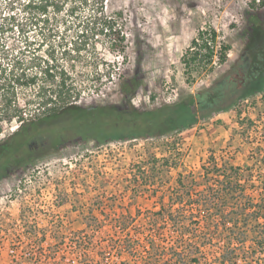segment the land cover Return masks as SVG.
<instances>
[{"label": "rangeland", "instance_id": "obj_1", "mask_svg": "<svg viewBox=\"0 0 264 264\" xmlns=\"http://www.w3.org/2000/svg\"><path fill=\"white\" fill-rule=\"evenodd\" d=\"M251 1L104 0L106 14H122L118 25L125 37V50L122 55L108 53L107 45L99 37L96 56L102 60H98L96 66L91 61L83 63V59L74 62L75 72L71 73L80 93L77 104L83 107L93 104L131 105L139 109L171 106L177 120L171 123L167 118V128L174 125L173 129L181 128L182 132L157 137H180L184 141L182 148L169 150L180 159L177 167L161 168L160 174L153 176L154 183L133 185L131 180L136 166L131 165L145 154L142 142H111L96 147L92 140L76 137L72 123L60 120L55 125L46 126L39 122L27 128L36 136L35 141L44 143L46 153L26 166L10 162L1 173L0 198H15L23 204L36 198L62 199L67 204L63 213L77 217V224L82 219L86 231H97L100 238L109 236L115 249L124 241L128 250L120 254L122 258L117 261L169 264L158 261L147 242L170 241L175 237L173 231L152 230L145 224L160 218L156 214L160 205L169 206L170 192L177 187L179 175L183 182L189 181L191 174L198 175L199 159L205 147L212 149L220 160L223 148L231 141V151L235 155L232 162L237 166L245 165L253 150L251 147H264V91L228 111L212 112L205 117L199 112L196 125L183 128L184 122L193 120L188 108L190 96L221 79L232 68H239L245 51L246 13L251 12L248 6ZM93 2L89 0L79 6L74 15L68 11L72 5L68 2L60 14L49 10L46 22L40 19L31 23L30 15L23 13L18 3L10 11L6 8L8 0H0V13L3 16L13 13L19 21L18 29L6 25L0 32V83L11 79L8 69L14 62L31 72L35 71L33 65L40 59H49L50 54L68 69L62 51L72 50L79 39L90 46L91 42L81 38L79 31L87 27L86 19L95 7ZM257 13L264 21V9ZM207 28L215 29L218 40L230 46L227 62L216 65L208 74L195 76L188 84L181 56L198 30ZM256 42L258 45L259 40ZM81 55L89 54L83 52ZM107 68L110 69L109 76L105 72ZM95 71L101 77L99 80L92 76ZM250 71L258 77L254 89L260 87L264 82V54L256 56ZM131 78L137 81L138 87L135 92L126 94L121 84L124 79ZM33 94V88L17 90L20 108L25 107V102L31 100ZM4 125L6 129L0 133V142L5 141L19 123L15 119L4 120ZM242 139L245 142H241ZM166 149H157V157H169Z\"/></svg>", "mask_w": 264, "mask_h": 264}, {"label": "trees", "instance_id": "obj_2", "mask_svg": "<svg viewBox=\"0 0 264 264\" xmlns=\"http://www.w3.org/2000/svg\"><path fill=\"white\" fill-rule=\"evenodd\" d=\"M88 1L8 0L10 7L6 8L12 11L18 3L22 6L21 11L30 15L31 23H37L40 19L47 21L49 10L60 14L68 2L72 3L68 11L74 15L79 6ZM93 1L95 7L94 10L91 8L92 14L86 19L87 27L79 31L81 38L91 42L90 46L79 39L72 50L62 51L68 69L50 54L49 59H40L33 65L35 71L31 72L14 62L8 69L11 79L0 83V133L6 129L4 120L15 119L19 123L17 129L0 142V175L10 162L22 166L30 164L28 158L32 154L27 149V137L29 134L32 137L33 133L28 132V126L39 122L51 126L60 120L72 123L76 137L92 140L96 147L111 142H142L145 154L131 165L136 166L131 180L133 185L154 183L153 176H158L161 168L177 167L180 159L169 150L182 148L184 141L180 137H157L182 132L181 128L173 129L174 125L167 128V118L171 123L177 120L171 106L139 109L131 105L93 104L83 107L77 104L80 93L71 73L75 72L74 62L83 59V63L91 61L96 66L98 60H102L96 56L99 37L107 45L108 53L122 55L125 50V37L118 25L122 14H106L104 0ZM248 6L251 12L246 13L248 27L244 45L247 54L244 51L239 68H232L221 79L190 96L188 108L193 120L184 122L183 128L194 127L199 112L205 117L212 112L228 111L264 91V82L254 89L258 77L250 71L256 56L264 50V41L256 45L257 38L264 39V21L257 13L264 9V0H252ZM0 19V32L6 25L11 29L19 27L18 18L13 13L8 16L0 13ZM82 51L89 55L82 56ZM229 51L230 46L218 40L215 29L198 30L180 59L186 82L190 84L195 76L212 72L216 65H224ZM17 70L20 72L16 73ZM109 70L105 71L108 76ZM92 76L95 80L101 78L97 71ZM121 85L126 94L135 92L138 87L134 78L124 79ZM19 88L34 89L33 98L22 108L18 102ZM229 100L232 101L227 104ZM241 142H245L244 139ZM161 147L168 149L169 157H157V149ZM231 148L232 142L229 141L218 160L213 150L205 147L199 159L198 175L191 174L189 181L185 182L179 175L177 187L170 192L169 206L160 205L156 212L160 218L146 222V227L152 230L173 231L175 236L160 244L153 240L147 242L158 261L169 264H264V147H251L253 150L244 166L232 162L235 155Z\"/></svg>", "mask_w": 264, "mask_h": 264}, {"label": "built area", "instance_id": "obj_3", "mask_svg": "<svg viewBox=\"0 0 264 264\" xmlns=\"http://www.w3.org/2000/svg\"><path fill=\"white\" fill-rule=\"evenodd\" d=\"M24 202L0 198V264H125L117 261L124 241L115 249L109 236L86 231L82 219L63 213L62 199Z\"/></svg>", "mask_w": 264, "mask_h": 264}, {"label": "flooded vegetation", "instance_id": "obj_4", "mask_svg": "<svg viewBox=\"0 0 264 264\" xmlns=\"http://www.w3.org/2000/svg\"><path fill=\"white\" fill-rule=\"evenodd\" d=\"M262 39V38H261ZM257 40H259V38H257ZM264 39L262 40H259V44L261 45L263 43ZM264 52V50H263ZM261 53V54H264V53ZM30 136V134H29ZM27 137V149L31 152L32 154V157L31 158H28V160H31L30 163H32V161L36 160L37 158L41 157L44 155V153H46L44 151V143L42 141H35L34 140V137H36L35 135L32 136V137ZM18 164V163H16ZM1 177V175H0Z\"/></svg>", "mask_w": 264, "mask_h": 264}]
</instances>
